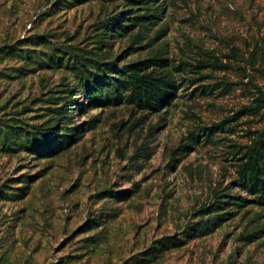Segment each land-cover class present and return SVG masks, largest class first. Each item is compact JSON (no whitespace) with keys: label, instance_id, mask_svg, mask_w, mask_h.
Segmentation results:
<instances>
[{"label":"rangeland","instance_id":"obj_1","mask_svg":"<svg viewBox=\"0 0 264 264\" xmlns=\"http://www.w3.org/2000/svg\"><path fill=\"white\" fill-rule=\"evenodd\" d=\"M261 93L264 0H0V264H264Z\"/></svg>","mask_w":264,"mask_h":264},{"label":"trees","instance_id":"obj_2","mask_svg":"<svg viewBox=\"0 0 264 264\" xmlns=\"http://www.w3.org/2000/svg\"><path fill=\"white\" fill-rule=\"evenodd\" d=\"M123 15H115L111 18L110 22L107 23L105 29L106 33L110 32V28L115 26L119 18H123ZM155 16L152 14L151 17H142L139 18L141 21H149L151 19H154ZM128 21L132 22L130 26L134 28L136 25H139L140 22L137 24V18H130ZM108 31V32H107ZM130 81L131 86L133 88V91L135 94H132L133 98L135 99V103L137 106H144L148 107L150 109H156L155 107H158L163 101L168 100L169 98H172L175 96L173 92L171 91V87H168L163 84L160 80H155L150 73L148 74H140V70L134 72L131 74ZM262 99L264 100V93H261ZM54 127L51 126L48 129L51 130ZM66 142V141H64ZM63 141H59V145L64 144ZM257 170V167L253 166V172ZM261 185L264 187V180L261 181ZM263 202H264V196H263Z\"/></svg>","mask_w":264,"mask_h":264}]
</instances>
